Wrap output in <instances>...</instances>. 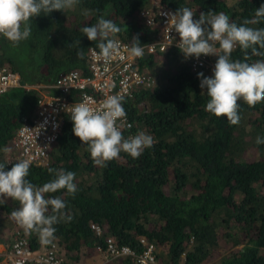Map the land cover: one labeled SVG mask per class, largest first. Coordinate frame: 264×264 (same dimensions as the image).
<instances>
[{"label":"trees","instance_id":"obj_1","mask_svg":"<svg viewBox=\"0 0 264 264\" xmlns=\"http://www.w3.org/2000/svg\"><path fill=\"white\" fill-rule=\"evenodd\" d=\"M159 2L175 12L188 7L194 19L202 12H223L238 25L254 19L255 10L264 4V0ZM148 3L79 0L73 9L32 18L31 36L18 45L0 36V66L18 71L25 83L0 94V156L23 117L35 109L36 86L51 83L68 69H85L87 48H98V41H89L80 29L103 16L121 27L116 37L131 42L138 37L141 44L152 41L160 27L146 26L137 16ZM67 12L75 16L73 20L64 18ZM249 26L264 28V20ZM79 49L85 52L82 60L77 58ZM159 56L165 58L163 70L172 66L166 81L154 80L123 103L133 121L131 127L122 128L123 136L143 131L154 139L151 148L139 158L121 152L106 166H96L87 145L74 135L67 115L47 158L30 165L27 179L36 186L53 179L49 167L76 174L74 196L66 189L45 194L63 199L65 216L71 217L53 226L51 241L62 246L65 255H75L81 247L93 251L94 246L104 245L105 236L93 232L90 223L95 222L105 226L115 242L128 244L136 252L141 249L139 237L153 242L155 259L161 264H264V144L255 142L257 137L264 138V102L250 108L241 99L240 123L230 125L226 117L205 111L210 98L199 86L201 71L190 68L179 48L170 45ZM155 57V53L140 57L139 66L148 70ZM243 58L237 46L231 59ZM259 59L264 57L252 56L248 62ZM246 150L256 153V158H245ZM18 207L19 202L10 198L0 205L10 213ZM16 225L30 246L37 248L38 233H27ZM224 242L238 245L224 252ZM110 264L138 263L130 256H115Z\"/></svg>","mask_w":264,"mask_h":264},{"label":"clouds","instance_id":"obj_2","mask_svg":"<svg viewBox=\"0 0 264 264\" xmlns=\"http://www.w3.org/2000/svg\"><path fill=\"white\" fill-rule=\"evenodd\" d=\"M78 3L79 0H0V36L18 45L31 36L32 18L42 12L48 15L54 10L72 9ZM194 15L188 7L168 13V24L179 36L177 47L185 58L198 59L201 55L218 57L211 77L198 73L199 86L206 89L205 93L210 98L205 111L218 118L226 117L230 125H238L241 120L238 102L241 99L250 108L264 102V59L248 62L252 56L264 57V28L249 26L264 20V4L255 10L254 19H244L239 25L230 22L229 16L223 12H202L199 19H194ZM121 30L115 22L103 16L95 24L80 29L89 41H98L99 55L105 62L119 54L121 45L115 37ZM217 43L219 49L216 48ZM237 46L244 52L243 60L231 59ZM145 53L138 37H134L128 54L132 58H140ZM84 57L85 52L79 49L77 58L82 60ZM123 100L121 95H109L99 110L85 102L71 108L72 131L82 144L87 145L96 166H106L107 162L119 158L121 152L134 159L139 158L154 144L153 137L143 131L128 138L123 136L117 126V120H123L127 115ZM255 142L264 144V138L257 137ZM9 163L12 162H0V205L9 198L18 201L19 207L11 217L25 232L38 233L41 243L48 244L56 231L53 226L60 219L71 220V217L65 216L66 202L63 199L59 196L46 198L45 194L66 189L68 195L74 196L78 191L74 183L76 174L49 167L48 172L53 179L36 186L27 179L30 160H20L6 171L5 166Z\"/></svg>","mask_w":264,"mask_h":264},{"label":"built area","instance_id":"obj_3","mask_svg":"<svg viewBox=\"0 0 264 264\" xmlns=\"http://www.w3.org/2000/svg\"><path fill=\"white\" fill-rule=\"evenodd\" d=\"M149 5V6H148ZM137 14L146 25L159 26L161 32L152 41L142 43L147 55L164 53V49L172 45L177 47L179 36L168 24V13L175 11L162 6L159 0H149ZM120 42L119 54L105 62L99 55L100 50L89 46L86 51L85 69L71 68L59 73L51 83L39 84L33 116L23 117L9 140L2 158L4 161H20L28 159L31 164L43 162L49 150L58 137L71 108L78 103H88L95 110L101 108L103 100L109 95H121L122 103L131 99L137 90L143 86L154 84V74L144 66H139V58L128 54L131 41L115 37ZM219 49V44H216ZM191 69L203 72L206 76L213 75L215 55H201L198 59L188 57ZM25 86L20 74L14 69L0 66V94L10 87ZM51 88L53 92L51 93ZM125 109V108H124ZM126 118L117 120V126L128 128L133 124L127 110ZM130 137V136H128ZM95 234H104V245H96L95 249L105 252L111 257L130 256L138 264H161L156 262L154 244L143 237L138 238L141 250L128 244H119L107 233L105 226L95 222L90 223ZM39 243L37 248L30 246L28 239L18 229L12 233V241L8 243L7 254L11 264H67L58 252L54 242ZM174 264H188L176 262Z\"/></svg>","mask_w":264,"mask_h":264},{"label":"crops","instance_id":"obj_4","mask_svg":"<svg viewBox=\"0 0 264 264\" xmlns=\"http://www.w3.org/2000/svg\"><path fill=\"white\" fill-rule=\"evenodd\" d=\"M74 17H75L74 15H72L68 12L66 14H64V18L67 20H73ZM139 22L146 25V23L144 22L143 19H139ZM185 61L188 62V59L186 58ZM154 63L155 64H153L152 67H149V70L154 74L155 79H159L158 81H160L161 80L160 78L162 75H166V78H167V72H168V70L172 69V66L169 67L168 69L163 70L165 58L161 57V56H158V59L154 60ZM153 71H155V72H153ZM158 71H159V74L156 75V73ZM161 82H165V81L162 80ZM33 111L31 112V114H28L27 116H29V117L33 116L34 115ZM5 151H6V147L4 148V152ZM0 215H1L0 224L2 225L0 227V263L1 264H3V263L7 264V261H9V264H11L9 257H8V254H7V250H8V243L12 240L13 230H11V228L16 225V221L11 217L10 212L4 213V209H2V208H0ZM3 215H5V216H3ZM61 248H62V246H61ZM92 249L93 248L90 249V248H86V247H81L80 252L75 254V255H73L71 253H66V255H65L63 252L61 254H62V257L64 258V260L67 264H84L83 262L86 258H89L88 262L86 264H95V263L100 264V263H102V261L104 259L106 260V261H104V264H105V262H107V264L108 263L110 264L111 261L113 260V257L109 256L105 252L103 253V251H100V250L99 251H96V250L92 251ZM62 251H64V250L62 249ZM104 254L106 256H108V260L103 257Z\"/></svg>","mask_w":264,"mask_h":264},{"label":"rangeland","instance_id":"obj_5","mask_svg":"<svg viewBox=\"0 0 264 264\" xmlns=\"http://www.w3.org/2000/svg\"><path fill=\"white\" fill-rule=\"evenodd\" d=\"M231 1V0H230ZM161 80L159 81V82H161L162 80L163 81H166V75H162L161 76V78H160ZM256 153H252V151H250V150H246L244 153H243V156L245 157V158H247V159H255L256 158ZM0 158L1 159H3L2 158V156H0ZM5 213V212H4ZM3 216H5V215H3ZM0 217H1V215H0ZM14 229H19L18 228V226L17 225H15V226H13L12 228H11V230H14ZM20 231V230H19ZM51 242H54V243H56L57 244V246H58V252H63L62 251V248H61V246H59L58 245V243L57 242H55V241H51ZM139 243V242H138ZM140 244V243H139ZM141 245V244H140ZM224 245H225V247H226V250L224 251V252H227L228 250H230V248H233V247H235V246H237V245H234V246H232L233 244H231V243H229V242H227V243H225L224 242ZM45 245L44 244H41L40 245V247H44ZM142 247V246H141ZM94 250H96V251H99V250H97V249H95L94 248ZM141 250V249H140ZM139 250V251H140ZM104 253V252H103ZM154 254H155V249H154ZM103 257L104 258H106L107 260H108V256H106L105 254L103 255ZM88 259L89 258H86L85 260H84V264H86L87 262H88ZM103 259V258H102ZM156 260V259H155ZM104 261H106L105 259L102 261V263H100V264H104ZM156 262H158L157 260H156ZM159 263V262H158ZM1 264V263H0ZM3 264H6V263H3ZM7 264H9V261H7ZM30 264H32V263H30ZM95 264H97V263H95ZM105 264H107V262H105ZM204 264H211V262H207V263H204Z\"/></svg>","mask_w":264,"mask_h":264},{"label":"water","instance_id":"obj_6","mask_svg":"<svg viewBox=\"0 0 264 264\" xmlns=\"http://www.w3.org/2000/svg\"><path fill=\"white\" fill-rule=\"evenodd\" d=\"M147 54L145 53V56H146Z\"/></svg>","mask_w":264,"mask_h":264},{"label":"flooded vegetation","instance_id":"obj_7","mask_svg":"<svg viewBox=\"0 0 264 264\" xmlns=\"http://www.w3.org/2000/svg\"><path fill=\"white\" fill-rule=\"evenodd\" d=\"M41 163V162H40Z\"/></svg>","mask_w":264,"mask_h":264}]
</instances>
